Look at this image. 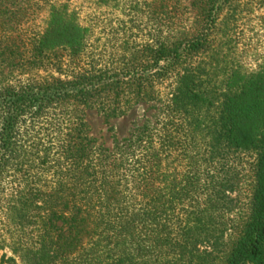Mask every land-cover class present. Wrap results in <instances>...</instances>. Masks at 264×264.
<instances>
[{"label": "trees", "instance_id": "1", "mask_svg": "<svg viewBox=\"0 0 264 264\" xmlns=\"http://www.w3.org/2000/svg\"><path fill=\"white\" fill-rule=\"evenodd\" d=\"M28 1L0 0V264H264V66L216 87L198 62L229 0L109 57L68 3L23 32L45 9ZM140 103L155 114L113 147L90 134L87 110ZM231 152L252 155V180L225 240Z\"/></svg>", "mask_w": 264, "mask_h": 264}, {"label": "rangeland", "instance_id": "2", "mask_svg": "<svg viewBox=\"0 0 264 264\" xmlns=\"http://www.w3.org/2000/svg\"><path fill=\"white\" fill-rule=\"evenodd\" d=\"M203 1L206 0H29L45 9L31 16L23 32L30 35L40 30L49 4L64 2L78 11L84 24L92 29V40L99 51L108 57L110 54L129 55L139 44L172 41L195 32L201 27V16L194 4L202 5ZM125 41L130 43L131 51L125 50ZM198 62L205 66L207 80L216 87L222 85L230 71L252 74L261 70L264 66V0H229L222 4L209 34L208 48ZM150 105L140 103L119 118H107L97 110H87L84 119L98 144L111 148L115 140L129 136L136 126L155 114L156 110ZM252 158L249 153L231 152L223 163L237 182L224 205L228 228L225 240L247 203ZM5 252L12 255L4 249L0 256Z\"/></svg>", "mask_w": 264, "mask_h": 264}]
</instances>
